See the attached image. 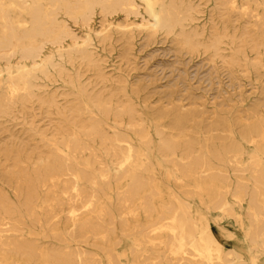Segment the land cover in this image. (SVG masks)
<instances>
[{
  "label": "bare ground",
  "instance_id": "1",
  "mask_svg": "<svg viewBox=\"0 0 264 264\" xmlns=\"http://www.w3.org/2000/svg\"><path fill=\"white\" fill-rule=\"evenodd\" d=\"M137 37L257 99L159 91ZM0 264H264V0H0Z\"/></svg>",
  "mask_w": 264,
  "mask_h": 264
},
{
  "label": "rangeland",
  "instance_id": "2",
  "mask_svg": "<svg viewBox=\"0 0 264 264\" xmlns=\"http://www.w3.org/2000/svg\"><path fill=\"white\" fill-rule=\"evenodd\" d=\"M136 39L138 47L136 57L133 58L136 62L133 65L137 69L133 72L138 74V78L157 79L159 91L178 87L183 91L185 102L202 104V107L209 111H213L215 106L223 102L233 106L240 105V92H244L243 96L250 101V105L257 99L254 97V89L257 87L255 81L250 82L237 74L239 78H232L227 71L220 68L212 69L208 63L199 58L192 59L188 56L177 58L171 43L159 41L144 49V46H141L142 39L140 40V37ZM118 52L119 49L116 48L115 57L107 58L111 64L119 60ZM180 99H175V102H180ZM157 101L158 99L155 100V104L158 103ZM244 227L247 228L248 225ZM236 230L239 233V239L233 241L226 237L225 245L235 246L247 254L248 243L243 241L245 230L239 224H236ZM129 243L127 238H122L123 245H129Z\"/></svg>",
  "mask_w": 264,
  "mask_h": 264
}]
</instances>
